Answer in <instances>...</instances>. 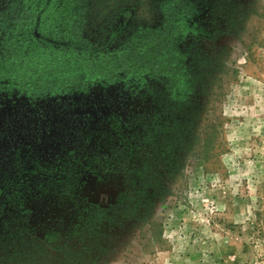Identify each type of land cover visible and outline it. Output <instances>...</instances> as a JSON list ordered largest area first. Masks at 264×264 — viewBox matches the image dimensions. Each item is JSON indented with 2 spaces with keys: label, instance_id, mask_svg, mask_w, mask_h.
Listing matches in <instances>:
<instances>
[{
  "label": "rangeland",
  "instance_id": "rangeland-1",
  "mask_svg": "<svg viewBox=\"0 0 264 264\" xmlns=\"http://www.w3.org/2000/svg\"><path fill=\"white\" fill-rule=\"evenodd\" d=\"M65 5L54 0L38 17L0 28V200L11 196L1 185L3 176L12 173L1 159L6 150L23 155L26 146L43 140L42 152H55L56 141L68 132L72 117L66 115L79 124L95 123L114 106L106 87L108 74L115 71L106 68L117 44L90 56L74 42L93 47L98 22H89L91 27L81 32L70 29L69 15L62 13ZM231 10L233 31L215 38L198 32L194 48L182 58L192 60L196 48L208 55L211 66L189 76L202 87L193 96L198 112L188 136L159 139L158 133L144 168L137 158L129 161L126 168L135 173L125 174L114 164L106 171L87 163L63 196L51 190L27 198L31 212L23 235L2 208L0 264H30L33 256L25 255L39 250L33 264L60 263L56 252L48 249L49 255L42 256L36 246L44 228L59 219L68 225L84 202L108 207L119 200L146 206L133 214L132 206L120 211L111 228L101 222L98 235L86 239L79 264H264V0H233ZM205 11L188 8L175 32L188 39L185 35L196 27L225 29L226 12L207 16ZM130 14L129 9L122 12L111 26L123 29ZM186 98L188 116L195 99ZM61 100L65 103L58 104ZM99 150L108 152L104 143ZM24 168L20 161L15 171ZM72 243L77 250L81 246L76 235Z\"/></svg>",
  "mask_w": 264,
  "mask_h": 264
},
{
  "label": "trees",
  "instance_id": "trees-1",
  "mask_svg": "<svg viewBox=\"0 0 264 264\" xmlns=\"http://www.w3.org/2000/svg\"><path fill=\"white\" fill-rule=\"evenodd\" d=\"M53 1L0 0V28L8 29L38 17L42 10L53 4ZM59 1L66 2L65 12L62 13L69 15L70 29L81 32L91 27L89 22L94 24L98 22L92 35L97 39L93 47L81 44L83 42L80 41L74 42L86 49L90 56H95L97 52L117 44L116 51L109 54L113 61L106 68L108 73L115 71V74H108L107 82L110 86L106 87L112 90L113 96L112 98L110 96L108 101L113 100L114 106L109 112L100 113V118L95 123H92L93 119H88L86 122L84 120V124L82 122L79 124L72 119L73 116L66 115L72 117L68 122L69 126L66 127L68 132L64 130L61 138L56 141L58 144L55 152H42L46 151L41 142L43 140L26 146L27 151L23 155L16 149L12 153L9 150L4 152L1 159L7 163V170L12 169V173L3 176L1 185L10 191L11 196L8 191L3 192L6 198L9 196V200H0V210L8 209L6 214L10 222L14 223L13 229L20 235L24 234L22 230L26 226L29 227L27 214L31 210L25 207L27 198L38 197L45 191L51 193V190H56L54 193L63 196L68 193V189H72L71 183L76 181L79 167L87 163L98 165L106 171L110 170L107 166L114 164L125 169V174L135 173L136 171L126 168L129 161L137 158L141 168H144L148 160H152L158 133L162 132L159 139L169 135L181 138L189 134L191 131L188 130L189 127L195 128L194 117L198 112L197 99L193 96H199L195 90L202 87L197 84V78L190 80L189 76L197 77L211 66L208 65V55L199 53V49L196 51V48L192 54V60L195 61L183 62L182 58L187 55V51L194 48L198 32L204 34L206 33L204 31H207L215 38L218 34L235 29L232 27L234 22L231 14L233 0ZM69 5H73L72 8ZM191 7L205 8L207 16L226 12L227 16L223 18L225 29L218 30L215 26L209 29L208 26L203 30L196 27L185 35L188 38L185 39L179 32H175L174 28L180 17ZM128 9L131 11L129 23L123 29L112 27L115 18ZM206 21L212 24L210 18ZM139 75L145 77L140 78ZM187 96L195 99L188 116L186 111L189 108L183 107V102L189 100ZM63 102L65 103L61 100L57 103ZM94 127L96 129L93 130ZM68 133L71 135H67ZM101 143L105 144V148L107 146L108 152L99 150ZM11 149L14 150L13 147ZM140 150L142 153H138ZM20 161L25 165L23 173L15 171ZM30 201L38 203V200ZM124 201L119 200L108 207L89 202L80 204L68 225H64L62 219H59L56 224L44 228L40 238L36 237L38 241L36 246L43 250L41 255L48 256V249H51L57 253L55 257L60 262L58 264H79L78 258L87 252L86 239L97 233L95 229L99 228L101 222H106L111 228L113 225L116 226L120 211L126 212L132 206L133 214L136 207L146 206ZM22 214L26 216L17 217ZM10 233L13 234L12 231ZM75 235L81 241L78 250L72 243ZM60 239L61 243L55 245L54 243ZM39 251H29V254L25 255L33 256L28 257L30 259L28 263L31 261L30 264H33ZM15 253L17 256L20 254Z\"/></svg>",
  "mask_w": 264,
  "mask_h": 264
}]
</instances>
